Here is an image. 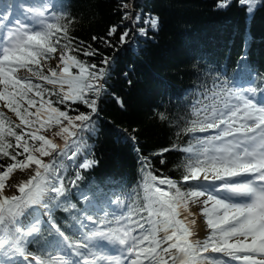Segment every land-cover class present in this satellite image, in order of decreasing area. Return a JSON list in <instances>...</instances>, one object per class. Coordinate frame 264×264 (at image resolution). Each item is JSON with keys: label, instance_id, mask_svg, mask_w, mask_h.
<instances>
[{"label": "snow or ice", "instance_id": "snow-or-ice-1", "mask_svg": "<svg viewBox=\"0 0 264 264\" xmlns=\"http://www.w3.org/2000/svg\"><path fill=\"white\" fill-rule=\"evenodd\" d=\"M236 2L249 15L264 7V0ZM117 9L120 21L92 41L115 52L130 43L135 25L143 24L139 37L159 30V16L135 12L134 0H118ZM74 23L59 0L0 5V264H264V75L247 65L231 77L204 72L183 97H196L183 115L153 111L177 129L176 142L148 155L138 128L119 129L116 142L132 145L139 179L119 193L90 196L79 182L99 164L88 140L99 131L102 103L125 104L110 91L114 56L78 40ZM182 136L189 139L178 142ZM173 151L182 154L179 178L157 175L153 159L164 165ZM69 167L76 171L66 180ZM71 189L83 209L71 202ZM57 210L72 223H58Z\"/></svg>", "mask_w": 264, "mask_h": 264}, {"label": "trees", "instance_id": "trees-1", "mask_svg": "<svg viewBox=\"0 0 264 264\" xmlns=\"http://www.w3.org/2000/svg\"><path fill=\"white\" fill-rule=\"evenodd\" d=\"M59 2L66 5L75 18L73 35L78 40L99 48L104 55L114 56L110 91L121 97L125 104L122 109L111 97L102 103L99 131L88 140L94 146L92 152L99 164L94 169L84 170V178L79 182L80 189L90 196L98 189L109 194L115 189L119 193L134 186L139 179L132 145L116 142L119 129L131 133L133 128H138L136 135L141 150L148 155L176 142L174 133L177 129L159 123L153 118V111L183 115L186 105L196 98L189 96L185 101L183 97L204 82V72H226L231 77L238 71V65H247L254 73L264 75V7L249 15L236 0L226 9H217V0H134L135 12L142 16L145 13L159 16V30H149L150 38H144L135 34V28L142 27V23L134 27L129 24L133 27L130 43L114 52L91 38L105 36L109 26L120 21L118 0ZM116 39L118 36L113 38L114 43ZM81 59L98 63L100 57L81 56ZM124 73H128L127 77ZM127 79L132 80L131 85ZM79 110L85 109L80 106ZM69 114L77 113L70 111ZM9 115L13 114L9 112ZM187 139L188 136H182L178 142ZM57 142H60L59 138ZM163 158L166 160L164 165L153 159L156 174L178 179L175 165L182 154L173 151L165 153ZM67 163L71 164V161ZM75 171L69 167L66 180L73 179ZM71 192V202L83 209L84 202L76 195V189ZM68 215L62 210L55 212L57 222L62 225L64 221L72 223ZM30 247L37 251L35 245Z\"/></svg>", "mask_w": 264, "mask_h": 264}, {"label": "bare ground", "instance_id": "bare-ground-1", "mask_svg": "<svg viewBox=\"0 0 264 264\" xmlns=\"http://www.w3.org/2000/svg\"><path fill=\"white\" fill-rule=\"evenodd\" d=\"M194 211H197L194 209ZM197 228H198V236L203 238L206 235V225L203 221V218L198 216L197 217Z\"/></svg>", "mask_w": 264, "mask_h": 264}, {"label": "rangeland", "instance_id": "rangeland-1", "mask_svg": "<svg viewBox=\"0 0 264 264\" xmlns=\"http://www.w3.org/2000/svg\"><path fill=\"white\" fill-rule=\"evenodd\" d=\"M52 66H55V62L54 61H50L49 62ZM203 218V217H202Z\"/></svg>", "mask_w": 264, "mask_h": 264}]
</instances>
